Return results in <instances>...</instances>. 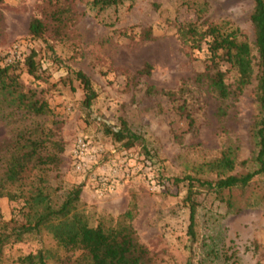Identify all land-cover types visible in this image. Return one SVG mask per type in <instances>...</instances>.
Returning <instances> with one entry per match:
<instances>
[{"label": "rangeland", "instance_id": "374dc122", "mask_svg": "<svg viewBox=\"0 0 264 264\" xmlns=\"http://www.w3.org/2000/svg\"><path fill=\"white\" fill-rule=\"evenodd\" d=\"M71 1L63 32L48 31L39 39L28 34V25L34 16L50 13L47 0L1 1L0 66L19 63L20 91L43 99L51 113L27 114L0 94V142L41 136L61 143L59 167L43 172L53 202L59 205L80 185L78 210L91 226L115 225L129 213L124 220L149 251L152 264H264V178H254L244 191H225L220 198L203 190L196 194L193 236L184 202L187 184L171 180H214L206 164L228 147L235 150L237 162L255 154L250 130L258 116L255 80L236 97L218 98L197 79L205 69L206 51L188 49L176 34L178 23L198 17L226 23L240 31L255 55L252 1L128 0L101 14L89 9L91 0ZM145 32L149 36L144 39ZM32 51L37 78L23 66ZM77 71L89 77L97 93L89 109L83 106ZM235 77L234 71L224 77L231 89ZM159 91L175 96L170 100ZM180 105L192 125L176 110ZM120 119L144 143L127 150L114 143L104 131ZM78 137L89 142L90 158L81 172L73 166ZM253 169L249 161L233 173ZM37 175L36 169L28 171L19 187L29 188ZM21 207L20 200L1 198L0 226L20 221ZM40 248L55 255L49 264H60L57 259L69 255L42 233L4 245L0 264H20V258Z\"/></svg>", "mask_w": 264, "mask_h": 264}, {"label": "trees", "instance_id": "16d2710c", "mask_svg": "<svg viewBox=\"0 0 264 264\" xmlns=\"http://www.w3.org/2000/svg\"><path fill=\"white\" fill-rule=\"evenodd\" d=\"M2 0H0L1 3ZM128 0H91L89 9L101 14L109 9L117 8ZM253 3L249 23L253 32V48L241 39L237 28L227 27L226 23H207L198 17L189 23H178L176 34L179 41L190 50L206 51L204 72L198 75L200 81L206 82L211 91L220 99H228L240 95L255 80V102L258 116L250 129L255 144V154L251 159L237 162L235 150L224 149L220 156L206 164L209 172L214 173V180L194 179L190 176L171 179L174 185L187 184L185 204L189 209V235L193 236L196 215L195 195L201 190L213 193L220 198L225 191L234 189L244 191L254 178H264V0H251ZM52 7L50 13L34 16L28 25V34L32 38H42L50 31L56 35L62 33L69 20L71 0H47ZM144 39L149 33L145 32ZM35 52L32 51L24 60L23 66L28 75L37 78ZM19 63L11 62L0 66V94L10 104L22 109L27 114L44 116L51 111L43 99H34L30 94L20 91ZM234 71L236 79L233 89L227 85L224 77ZM75 79L84 92L83 106L91 107L97 93L89 77L81 71L74 72ZM168 99L175 96L173 92L159 91ZM181 116H185L189 125L193 121L185 113V106L176 108ZM105 134L124 150L131 149L144 140L131 132L128 123L120 119L114 128H106ZM48 144V145H47ZM63 146L58 141L46 140L40 136L36 139L6 140L0 142V199L22 202L20 221L11 219L0 226V252L4 245L19 243L24 237H40L42 233L50 236L57 247L62 248L68 257L57 259L60 264H152L149 251L138 241L132 226L124 220L130 218L129 213L123 215L115 225L99 223L91 226L85 215L78 210L82 187L70 189L62 202H53L45 185L43 172L56 169L61 163L60 154ZM149 153L148 150H146ZM252 162L254 169L250 172L233 173L238 165L244 166ZM38 170L36 182L29 188H20L21 181L30 170ZM227 204L232 207L231 200ZM252 206V205H251ZM55 255L50 250L40 248L19 259L20 264H49Z\"/></svg>", "mask_w": 264, "mask_h": 264}, {"label": "built area", "instance_id": "2783aa9c", "mask_svg": "<svg viewBox=\"0 0 264 264\" xmlns=\"http://www.w3.org/2000/svg\"><path fill=\"white\" fill-rule=\"evenodd\" d=\"M88 146L89 142L85 138H77L75 149L73 151V166L79 172L84 171L87 167L85 161L90 158Z\"/></svg>", "mask_w": 264, "mask_h": 264}]
</instances>
